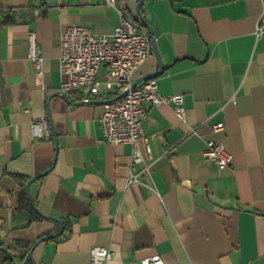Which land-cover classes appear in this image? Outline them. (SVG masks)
<instances>
[{"label": "crops", "instance_id": "1", "mask_svg": "<svg viewBox=\"0 0 264 264\" xmlns=\"http://www.w3.org/2000/svg\"><path fill=\"white\" fill-rule=\"evenodd\" d=\"M139 1L121 3L137 21ZM141 12L165 65L158 92L183 96L187 122L174 103L145 102L144 161L133 164L131 144L103 141L104 87L70 101L61 93L62 33L79 25L110 34L116 10L105 0H0V248L18 264L29 251L17 243L52 235L33 264H90L95 247L111 249L108 264H264V33L255 35L264 0H145ZM31 33L45 59L40 79ZM159 70L154 53L135 80ZM40 118L50 137L33 136ZM210 140L233 168L205 159ZM132 172L139 183L128 185ZM39 175L30 192L43 218L31 221L15 176Z\"/></svg>", "mask_w": 264, "mask_h": 264}, {"label": "built area", "instance_id": "2", "mask_svg": "<svg viewBox=\"0 0 264 264\" xmlns=\"http://www.w3.org/2000/svg\"><path fill=\"white\" fill-rule=\"evenodd\" d=\"M107 6L114 8L119 16V25L110 34H98L94 30L73 25L60 37L59 70L62 77L61 93L85 92L98 95L105 88L107 99L103 102L101 128L106 144H131L134 147L133 164L144 161L137 144L146 140L143 134V122L147 110L143 104L149 102L154 107L174 103L176 114L187 122L186 109L182 95L163 96L158 92L156 79L138 83L134 88L135 75L148 58L155 53L150 35L141 23L133 19L121 5L122 0H105ZM264 33V14L260 17L255 35ZM29 59L37 77L44 73L45 59L36 43L35 33L29 36ZM104 77H100V73ZM122 93L125 96L120 97ZM33 136L50 137L51 132L46 118H40L31 124ZM223 123L214 129L220 131ZM199 128H192L190 134H198ZM150 154V148L147 147ZM208 161L221 169L234 166L233 155L226 151L220 142L210 140L203 153ZM139 183V174L132 172L128 185ZM113 252L107 247H95L91 250L90 264H108ZM141 264H162L160 256L144 259Z\"/></svg>", "mask_w": 264, "mask_h": 264}, {"label": "water", "instance_id": "3", "mask_svg": "<svg viewBox=\"0 0 264 264\" xmlns=\"http://www.w3.org/2000/svg\"><path fill=\"white\" fill-rule=\"evenodd\" d=\"M144 1H145V0H140L139 3H138V6H137V9H138V12H139V17H140V20H139V21L141 22V24H142L143 26H145V27L148 28V30H149V33H150V39H151L152 45H153V47H154V51H155L157 57L159 58V62H160V70H159V72H157V73L150 74V75H146V76H142V77L136 79L135 82H134V84H133V86H132L133 88H134L138 83H140V82H142V81L149 80V79H154V78L160 76V75L164 72V70H165V65H164V63H163V61H162V59H161V56H160V54H159L158 47H157V44H156V40H155V38H154V36H153V30H152V28L149 26L148 22L146 21V18L144 17V15H143L142 12H141V7H142V4L144 3ZM62 95H63V97H64L67 101H70V95H69V94H67V93H63ZM123 96H125V93H122L120 97H123ZM43 175H44V174H43ZM40 177H41V175L36 176V177L30 179V180L28 181V183H27V186H26V190H27V195H28L29 201H30L32 207L34 208V210H35L37 213H39V211H38V209H37V206L35 205V202H34L32 196H31L30 186H31V184H32L33 182H35V181H36L37 179H39ZM52 219H54V221H56V222H58V223H60V224H63V221H62L61 219H59V218H52ZM55 236H56V235L46 236V237H42V238H40V239H39V240L33 245V247L30 249L29 254H28V257H27V259L24 261L23 264H28V262L32 259V257H33V252H34L36 246H37L39 243H41V242H43V241H48L49 239H51V238H53V237H55ZM2 249H4V250H8L7 248H2ZM8 251H9V250H8ZM9 254H10L11 257L13 258L14 263H15V264H18L17 261H16L15 256L11 253V251H9Z\"/></svg>", "mask_w": 264, "mask_h": 264}, {"label": "trees", "instance_id": "4", "mask_svg": "<svg viewBox=\"0 0 264 264\" xmlns=\"http://www.w3.org/2000/svg\"><path fill=\"white\" fill-rule=\"evenodd\" d=\"M138 22L141 23L140 21H138ZM15 177L20 182L21 187L23 188L22 193H21V197L19 200V209L21 211L27 212L31 217V221L41 220L43 218V216L34 210V208L32 207V205L29 201L28 195H27L26 186H27L29 179L24 178L22 176H15ZM33 245L17 243L16 246L20 247V248H26L28 251H30V249L33 247ZM9 251L0 248V264H15L13 258L9 254ZM24 260L25 259H22L21 262H24ZM16 261H17V259H16ZM28 264H33V263H32V261H29Z\"/></svg>", "mask_w": 264, "mask_h": 264}]
</instances>
